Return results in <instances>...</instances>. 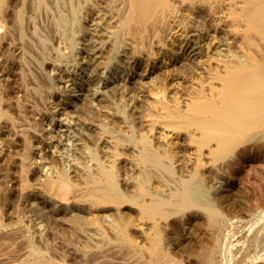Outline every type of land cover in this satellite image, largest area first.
I'll list each match as a JSON object with an SVG mask.
<instances>
[{
  "label": "bare ground",
  "instance_id": "6f19581e",
  "mask_svg": "<svg viewBox=\"0 0 264 264\" xmlns=\"http://www.w3.org/2000/svg\"><path fill=\"white\" fill-rule=\"evenodd\" d=\"M263 159L264 0H0V264H264Z\"/></svg>",
  "mask_w": 264,
  "mask_h": 264
},
{
  "label": "rangeland",
  "instance_id": "374dc122",
  "mask_svg": "<svg viewBox=\"0 0 264 264\" xmlns=\"http://www.w3.org/2000/svg\"><path fill=\"white\" fill-rule=\"evenodd\" d=\"M79 47H80V46H79ZM80 48H81V47H80ZM80 48H79V49H80ZM109 63H111V64H108V65H107V66H109V67H106V68H108V69H106L107 71H105V70L102 69V73L105 72L106 76L108 75V76L110 77L111 74H112L113 71H114L115 66L117 67L118 62H117L116 60H113L112 62H109ZM113 64H114V65H113ZM110 67H114V68H110ZM109 68H110L111 70H110ZM74 70H75L76 72H74ZM79 70H80V66L78 67V65L75 66V69H74V67H72V69H70L71 73L74 72L75 74H77V73H78L77 71H79ZM103 71H104V72H103ZM108 72H109V74H108ZM105 74H103L102 76L105 77V79L109 78V77L104 76ZM86 75H88V73L84 74V78H83V79H76L77 81L75 80V83H74V80H73L72 82L69 83V86L71 85L69 89H70V90L72 89V90H71L72 93L70 92V94H73V97H75V96L77 97V96H78V91L76 90L77 87H75V86H79V85H81V86H82V85L85 86L86 83H88L86 80H89L90 75H89L88 77H87ZM81 80H82V81H81ZM83 80H84V81H83ZM77 82H78V85H77ZM72 83L74 84V88H73V84H72ZM79 83H81V84H79ZM103 84H104V82H101L100 88L103 86ZM75 88H76V89H75ZM73 89H75L76 91H75V90L73 91ZM74 92H75V93H74ZM120 97H121V96H119V97L116 98V99L118 100V102L116 101V103H117V104H118V103H119V104H121V103H122V104L125 103V102H124V99L122 100V98H120ZM120 100H122L123 102H120ZM55 112H56L57 115H59V112H58L56 109H55ZM73 115H74V113L71 114V117H72V118H73ZM49 116H50V114H49ZM48 118H49V117L47 116V118H45V121H47ZM72 118H70V120H72V121H70V122H72V125H74V124H80L79 121H78L77 123L74 122L75 120H81L80 118L77 117V118H78V119H77V118H75V116H74L73 119H72ZM82 121H83V120H82ZM72 125H69V126H71V128L68 129L69 132H66V133H65V135L68 136V137H71L72 135H75V133L73 132V131H75V128H74V126H72ZM64 130H66V129H62V130H58V129H57L56 132L62 134V133L64 132ZM69 144H70V145H69L68 147H69L70 150L72 151V150H73V144H71V142H70ZM72 152H73V151H72ZM72 152H70L69 154H71ZM66 155H67V154H64L65 157H66ZM67 157H68V156H67ZM63 160H64V162H65V159H63ZM66 160L69 162L70 159L68 160V159L66 158ZM67 161H66L65 163H67ZM247 162H248V163H247ZM247 162H246V168L248 169V167H249V169H248L249 172H250V173L252 172V175H256L255 179H254V176H253V178H251V175H250V177H248L249 175H247L246 177L244 176V175L248 174L249 172H246V174H245V173L243 174V172H242L243 175H242L241 172H240V174L238 173V174L236 175V177H238L237 179L239 180V182H240L241 184H244V183L247 184V185L244 184V185H243L244 187L242 186V187H243L242 190H245V189H246L244 192H246V194L248 193V197H249V200H248V201H249V202L251 201V202H253V203H255V204L257 203L261 208H260L258 205H256V206H258V207L260 208V212H263V211H264V208H262V207L264 206V199H263V198H264V159L261 160V161L258 163L259 165L257 164V166L254 168L255 170L253 169V165H252V164H253V161L250 160V161H247ZM251 162H252V163H251ZM260 163H261V164H260ZM247 164H248V165H247ZM66 165H69V163H67ZM250 165H251V166H250ZM250 167H252V168H250ZM248 170H247V171H248ZM227 174H228V172H227ZM227 174H226V172L223 173V175H222V176H224V178H223V182L221 181V179H220V181H218V183H216L217 180H214V182H215L217 185H220V183L223 184V183L225 182L224 180H226V176H227V179H229L230 173H229L228 175H227ZM222 176H221L220 178H222ZM242 176H243V177H242ZM10 178H11V176H10ZM240 178H241V179H240ZM250 178H251V179H250ZM247 179H248V180H249V179H250V180H253V181H251L252 183L250 182V180H249V182H250V183H249ZM218 180H219V179H218ZM242 181H243V182L246 181V182L243 183ZM215 183H214V184H215ZM248 183H249V184H248ZM214 184H213V185H214ZM249 185H250L251 187H250ZM246 186L249 187V188H247ZM245 187H246V188H245ZM247 189H248L249 191H248ZM250 190H251V191H250ZM254 191H255V192H254ZM249 192H250L251 194H250ZM256 192H257V193H256ZM258 194H259V195H258ZM253 195H254V196H253ZM262 195H263V196H262ZM258 196H259V197H258ZM260 196H261V197H260ZM250 197H251V198H250ZM252 197H254V198H252ZM256 197H258V198H256ZM260 198H262V199H260ZM255 199H256V201H257V200H258V201H259V200H260V201L262 200L261 202H263V203H261L260 201H259V202H256ZM254 201H255V202H254ZM260 204L263 205V206H261ZM261 209H262V210H261ZM236 211H237V210H236ZM43 212H44V214H42V213H41V214H42L45 218H48V214H46L47 211L44 210ZM240 214H241V213H240ZM263 214H264V213H263ZM237 215H238V216H237ZM237 215H236L237 217H233V216H232V217L235 218V219H237V218L240 217V218H239L240 220H241V219H242V220H246V217L242 216V214H241V216H239V213H237ZM26 217H27V216H26ZM244 218H245V219H244ZM39 222H40V223L37 222V224H36V226H35L36 228H34V230H35V229H36V230H40L41 232H42V231H45V229H46V227H47V226L45 227V225H46V220H45V222H41V220H39ZM52 225H54L55 227L52 226ZM52 225H50V226H48V227H51L52 231L56 233V236H57V237H58V235H59L61 238H65V236L68 235L67 231L64 232V229H67V225H66V224L63 226L64 228H62V226H61L62 224L59 225V226H58L57 224H52ZM56 225H57V226H56ZM48 227H47V228H48ZM248 232H249V231H248ZM62 233H63V235H61ZM64 234H65V236H64ZM247 234H249V233L245 232V235H247ZM51 240H52V241H53V240L55 241L56 239H55V238H54V239L52 238ZM51 240H50V241H51ZM240 241L243 242V239L240 240ZM237 242H238V241H236V243H237ZM51 243H52V242H51ZM56 244H57V246H58L57 240H56ZM54 245H55V242H54ZM241 248H242V247L240 246V248H238V249H241ZM172 249H173V247H172ZM182 259H184V258L182 257ZM185 262H186V261H184V263H185ZM186 264H187V263H186Z\"/></svg>",
  "mask_w": 264,
  "mask_h": 264
}]
</instances>
